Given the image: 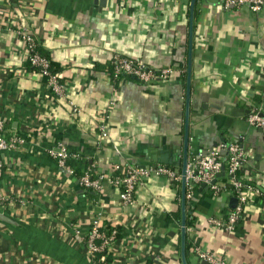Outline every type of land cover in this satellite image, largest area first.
<instances>
[{
    "label": "crops",
    "instance_id": "obj_1",
    "mask_svg": "<svg viewBox=\"0 0 264 264\" xmlns=\"http://www.w3.org/2000/svg\"><path fill=\"white\" fill-rule=\"evenodd\" d=\"M191 1L0 0V121L6 139L21 141L0 154V210L30 232L0 225V264H90L73 228L84 234L99 214L106 227L119 228L109 264H182L181 184L149 177L122 207L119 188L108 180L120 176L115 166L181 171L190 44L187 160L238 143L250 151L246 166L259 195L224 231L207 220L225 219L235 197L196 188L184 205L191 221L185 262L204 264L192 252L198 247L225 264H264V133L247 123L251 111L264 116V8L253 13L194 0L191 14ZM19 27L58 68L62 97L28 65ZM116 56L171 74L151 84L114 80ZM58 144L72 169L104 179L99 190H84L48 157Z\"/></svg>",
    "mask_w": 264,
    "mask_h": 264
},
{
    "label": "built area",
    "instance_id": "obj_2",
    "mask_svg": "<svg viewBox=\"0 0 264 264\" xmlns=\"http://www.w3.org/2000/svg\"><path fill=\"white\" fill-rule=\"evenodd\" d=\"M224 9L240 8L247 6L253 13L259 12L264 8V0H221ZM0 27V32H1ZM17 36L25 44L26 60L31 68H34L44 78L46 85L56 97L63 96V83L58 73H53L49 67V60L38 51V45L26 29L17 28ZM114 77L127 76L136 78L144 84H151L159 80H166L171 74L170 69L153 70L147 67L142 61L131 60L123 57H114L112 60ZM76 114L79 111L72 109ZM247 123L250 126L260 129L264 133V117L258 111H251L247 117ZM102 136H106V129L100 125L98 127ZM21 141L15 138L6 139L4 137L3 124L0 121V154L14 151ZM46 154L55 161L57 166L62 169L68 176L73 177V169L68 166L70 155L63 145L58 144L47 149ZM250 151L243 148L238 143H230L220 145L208 152H199L194 157L187 160L184 175L171 167L154 164L146 167L135 165H127L124 168L118 166L113 167V171H121L122 177L115 176L108 180L119 188V199L122 207L130 204L135 189L138 185L149 177H161L171 183H180L183 181L184 198L191 200L194 190L198 187L206 188L215 196L221 193H231L236 199L235 208L226 216L225 219L209 218L208 224L212 227L223 229L224 231H232L239 221L240 216L244 212L251 196L259 195V190L252 183L250 170L247 169V162L250 159ZM3 175V164L0 161V179ZM225 179V180H224ZM103 178L92 179L90 175L84 174L77 181L84 190L95 191L101 188ZM226 185L228 187H226ZM6 198L0 194V207ZM112 226L110 233H105V223L102 215L99 214L89 220L86 232L81 233L73 228L74 235L77 236L83 245V251L90 261V264H109L96 259V255L103 253L108 257L110 247L115 241L117 230L115 224ZM64 235L70 236L67 233ZM192 252L204 264H225L214 255L204 252L198 247L193 248ZM30 261H33L31 259ZM41 261V259H37ZM34 262V261H33ZM31 262V263H33ZM43 264H52L49 261H43Z\"/></svg>",
    "mask_w": 264,
    "mask_h": 264
},
{
    "label": "water",
    "instance_id": "obj_3",
    "mask_svg": "<svg viewBox=\"0 0 264 264\" xmlns=\"http://www.w3.org/2000/svg\"><path fill=\"white\" fill-rule=\"evenodd\" d=\"M194 0L191 1V11L192 14V8H193ZM191 31V27H190ZM190 73H191V44L189 45V54L187 59V70H186V92H185V116H184V136H183V150H182V161H181V174L184 175L185 166L187 163V147H188V117H189V100H190ZM135 81H138L136 78H133ZM264 117V116H262ZM159 162L163 164H170V161H167L164 159V157H161L158 159ZM182 190H181V210H182V217L180 222V252H181V262L182 264H186L185 262V233H186V226H185V198H184V185L183 181L181 182ZM206 189V188H205ZM237 204V199L232 198L230 201L229 207L231 209H234ZM0 225L12 230V231H19L22 233L29 234V230L24 227L22 224H20L18 221H16L14 218H12L7 213L0 210Z\"/></svg>",
    "mask_w": 264,
    "mask_h": 264
},
{
    "label": "trees",
    "instance_id": "obj_4",
    "mask_svg": "<svg viewBox=\"0 0 264 264\" xmlns=\"http://www.w3.org/2000/svg\"><path fill=\"white\" fill-rule=\"evenodd\" d=\"M38 51H39V47H38ZM39 53L41 54V52L39 51ZM43 55V54H42ZM44 56V55H43ZM45 58H47L46 56H44ZM48 59V58H47ZM49 60V59H48ZM49 62H50V60H49ZM49 67H50V70L53 72V73H57L58 72V68L56 67V65H54L52 62H50L49 63ZM34 69V68H33ZM113 77H114V74H113ZM119 77H121V76H119ZM119 77H114L115 79L114 80H117V78H119ZM44 79V81L46 82V78L44 77L43 78ZM54 161V160H53ZM55 162V161H54ZM68 166L69 167H71L69 164H68ZM72 168V167H71ZM172 169H174V170H176V171H178V172H180L179 171V169L178 168H173V167H171ZM116 172H118L119 173V177H122V173L121 172H119V171H116ZM117 173V174H118ZM84 174H88V175H91V173H89L88 171H82V170H79V169H76V168H74L73 169V177L76 179V180H78L81 176H83ZM115 176H117L116 174H115ZM92 178L94 177V176H91ZM95 178V177H94ZM225 180V179H224ZM175 184H177L176 185V187L178 188V186H179V184L178 183H175ZM226 187H228L227 185H226ZM88 192H90L89 190H87ZM208 192H209V194H211V195H215V194H213L211 191H209V190H207ZM194 192H195V190H194ZM186 201H188L187 199H185ZM185 226H186V228H188L189 226H191V221H188V220H186V222H185ZM112 226H108V227H106V229H105V233H107V234H109L110 233V228H111ZM115 229L117 230V233H116V235H115V240H117L118 239V237H119V228L116 226L115 227ZM189 247H190V242H189V240H187V237H186V241H185V251L186 250H188L189 249ZM96 259L97 260H99V261H103V262H105V263H107L108 262V259H107V257L105 258L104 256H103V253H101V254H98V255H96Z\"/></svg>",
    "mask_w": 264,
    "mask_h": 264
}]
</instances>
